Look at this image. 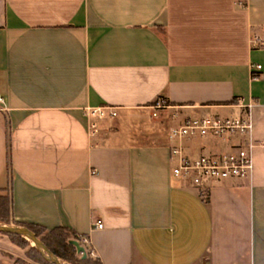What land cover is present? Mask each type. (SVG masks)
Here are the masks:
<instances>
[{
  "label": "crops",
  "instance_id": "0c3cea01",
  "mask_svg": "<svg viewBox=\"0 0 264 264\" xmlns=\"http://www.w3.org/2000/svg\"><path fill=\"white\" fill-rule=\"evenodd\" d=\"M0 95V195L16 223L87 237L102 264H264V148L249 179L196 188L173 176L169 138L252 105L264 143V0H0ZM89 107L118 116L92 135ZM21 254L0 236V264Z\"/></svg>",
  "mask_w": 264,
  "mask_h": 264
},
{
  "label": "built area",
  "instance_id": "2783aa9c",
  "mask_svg": "<svg viewBox=\"0 0 264 264\" xmlns=\"http://www.w3.org/2000/svg\"><path fill=\"white\" fill-rule=\"evenodd\" d=\"M252 44L257 48L261 45V40L255 38ZM261 70V65H252L254 73ZM0 104L4 105L1 95ZM166 107L164 100L158 101L154 106L156 110ZM251 108L252 105L246 106V113L237 117L214 115L190 117L181 125L171 128L169 138L174 142L171 147L173 176L196 188L209 187L232 179H249L254 169L253 151L259 145L264 148V143L259 144L253 138ZM86 114L95 121L90 124L92 135L95 133L98 121L118 116L117 109L112 107H89L86 109ZM207 136L221 140L229 146L228 150L193 157L185 145L186 140ZM95 227L102 229L104 227L102 220H96ZM80 242L89 248L87 237L81 236ZM86 252L94 256L92 249L89 248Z\"/></svg>",
  "mask_w": 264,
  "mask_h": 264
},
{
  "label": "trees",
  "instance_id": "16d2710c",
  "mask_svg": "<svg viewBox=\"0 0 264 264\" xmlns=\"http://www.w3.org/2000/svg\"><path fill=\"white\" fill-rule=\"evenodd\" d=\"M205 200H209L208 196H205ZM0 224L25 227L29 229L35 233L37 238L40 239L56 257L71 264H102L99 259H93L89 253H87V258L84 260L77 254L76 248L71 246L69 241L72 239H78L81 241V236L67 228L58 227L53 230H47L46 228L38 225H21L16 223L12 217V201L9 194L0 195ZM5 236H7L12 243L17 245L19 248H23L29 244V241L22 236L13 234ZM80 243L86 250L89 249L88 246L82 242ZM30 252L34 253V261L41 264L51 263L42 256L35 246L30 248Z\"/></svg>",
  "mask_w": 264,
  "mask_h": 264
},
{
  "label": "water",
  "instance_id": "95a60500",
  "mask_svg": "<svg viewBox=\"0 0 264 264\" xmlns=\"http://www.w3.org/2000/svg\"><path fill=\"white\" fill-rule=\"evenodd\" d=\"M0 234L1 235H19L24 237L25 239L31 241L34 246L39 250L42 256L50 261L52 264H64L60 261L58 257H56L45 245L44 243L37 238L35 233L30 231L25 227L13 226L0 224ZM69 244L76 248L77 254L81 255V258L84 260L87 258V252L84 246L81 245L78 239H72L69 241Z\"/></svg>",
  "mask_w": 264,
  "mask_h": 264
},
{
  "label": "rangeland",
  "instance_id": "374dc122",
  "mask_svg": "<svg viewBox=\"0 0 264 264\" xmlns=\"http://www.w3.org/2000/svg\"><path fill=\"white\" fill-rule=\"evenodd\" d=\"M0 236L1 237H4L5 235H1L0 234ZM5 237H7V236H5ZM27 241H29V240H27ZM31 247H34V244L31 241H29L28 246L26 245L23 248H20L21 251H22V254L19 256V258L16 259V261H17L18 264H41V263H38V262L34 261V259H33L34 253L33 252H30V248ZM79 256L81 257V255H79ZM91 257L93 259H95L94 256H91ZM60 261L62 263H64V264H71V263H69L67 261H64L62 259H60ZM50 264H52V263H50Z\"/></svg>",
  "mask_w": 264,
  "mask_h": 264
}]
</instances>
